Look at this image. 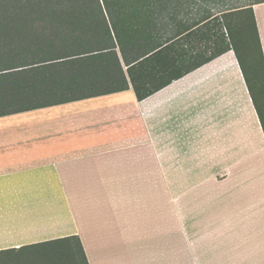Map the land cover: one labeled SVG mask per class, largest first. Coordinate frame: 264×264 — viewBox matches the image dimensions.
<instances>
[{
    "label": "crops",
    "instance_id": "crops-1",
    "mask_svg": "<svg viewBox=\"0 0 264 264\" xmlns=\"http://www.w3.org/2000/svg\"><path fill=\"white\" fill-rule=\"evenodd\" d=\"M180 54L131 67L127 89L0 116V250L77 235L89 264H264V117L234 48Z\"/></svg>",
    "mask_w": 264,
    "mask_h": 264
},
{
    "label": "trees",
    "instance_id": "trees-1",
    "mask_svg": "<svg viewBox=\"0 0 264 264\" xmlns=\"http://www.w3.org/2000/svg\"><path fill=\"white\" fill-rule=\"evenodd\" d=\"M262 2L0 0V116L127 89L131 67H176L180 50L206 53L190 65L197 67L235 49L226 33L240 27L246 14L264 68L254 14ZM193 37L207 43L197 49ZM181 40L189 41L186 47ZM36 252L42 264H89L77 235L2 249L0 264H18L16 256Z\"/></svg>",
    "mask_w": 264,
    "mask_h": 264
},
{
    "label": "rangeland",
    "instance_id": "rangeland-1",
    "mask_svg": "<svg viewBox=\"0 0 264 264\" xmlns=\"http://www.w3.org/2000/svg\"><path fill=\"white\" fill-rule=\"evenodd\" d=\"M244 22L240 27H235L229 35L230 41L235 45V53L238 56L241 66L244 69L246 80L248 82L252 96L255 98L257 106L260 108L262 115L264 117V68L262 63L261 52L258 49V44L255 39V34L252 26V21L249 19V15L242 16ZM248 25V30L246 26ZM193 39H195L193 37ZM201 40V39H200ZM203 41V40H202ZM147 77V76H146ZM153 78H158L157 75H154ZM198 193H194L193 199H190V196L187 194L183 200L184 208H191L193 206H198L201 208L206 207V197L208 192L205 187L199 188ZM199 197L198 200L195 197ZM200 224H203V227L206 223V216H199ZM205 231H200V236H205ZM203 244H205V238ZM75 249L76 242H73ZM202 245V244H200ZM204 251V250H200ZM205 254V253H200ZM18 259V264H42L40 263V255L36 253H28L27 255H21V257L16 256ZM79 257V254H78ZM65 258L55 259V261L65 262ZM47 264H52L47 262ZM66 264V263H64ZM82 264V263H81Z\"/></svg>",
    "mask_w": 264,
    "mask_h": 264
}]
</instances>
